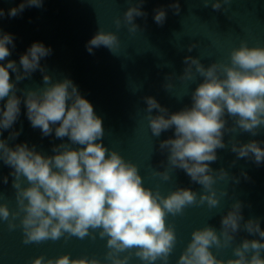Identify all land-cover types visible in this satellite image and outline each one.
Instances as JSON below:
<instances>
[{
	"label": "clouds",
	"instance_id": "9594fccd",
	"mask_svg": "<svg viewBox=\"0 0 264 264\" xmlns=\"http://www.w3.org/2000/svg\"><path fill=\"white\" fill-rule=\"evenodd\" d=\"M43 2L22 0L7 14L0 8V19L5 15L17 17L29 7L41 8ZM144 2L131 3L123 21L115 19L116 28L123 23L131 34L140 30L134 21L147 16L142 10ZM222 2L231 0H203L205 7L211 3L215 11L221 10ZM169 7L179 14V0ZM166 17L164 8L154 9L157 25L163 26ZM119 44L116 33L100 28L86 43V50L94 54V48L103 46L114 54ZM9 45L15 48L14 36L0 29V62L7 61L0 63V101L6 100L0 107V135L13 128L23 103L31 127L38 128L44 137L54 133L55 138H67L68 142L54 145V155H44L27 143L9 146L8 140L18 137L19 131L10 132L7 140L0 139V161L12 170L9 175L17 203L15 211L0 203V220L8 222L10 231L20 227L26 245L55 242L62 237L94 241L98 236L106 240L107 248L103 262L95 257L72 258L66 253L55 258L42 254L29 264H129L133 256L142 264H169L177 235L167 217L181 216L186 208L205 203L209 209L216 208L221 197L228 195L227 190L218 195L214 185L229 179V172L211 167L218 160L217 150L227 147L225 133L239 129L256 136L264 128V47H249L242 41L231 50L230 63L214 62L207 67L198 57H184L185 68L179 79L193 81L199 76L202 82L191 92V105L179 111L170 112L153 96L143 97L152 135L160 137L174 129V138L159 142V151L166 154V163L161 165L167 167L153 175L168 181L170 169H180L203 188L199 195L186 187L164 195L158 187L144 185L136 163L104 145L103 120L78 86L67 77L53 81L46 72L41 60L52 54L50 46L34 42L20 56L18 65L7 59L12 54ZM196 47L190 44L188 51ZM37 70L43 74V87L19 89L18 83L30 79ZM10 73L15 74V80ZM171 75L166 79L171 80ZM172 87L171 83L164 85L167 90ZM228 118L233 121L231 126ZM262 144L264 141L254 139L246 143L233 140L229 150L237 159L246 158L259 166L264 163ZM242 175L248 178L247 173ZM231 179L240 182L237 177ZM3 183H8V176L3 177ZM243 206L242 201L235 200L221 216L219 231L210 225L195 229L176 264H264V230L259 218L245 221ZM241 231L259 239L243 238L232 249L234 258H217L212 249L231 246Z\"/></svg>",
	"mask_w": 264,
	"mask_h": 264
}]
</instances>
